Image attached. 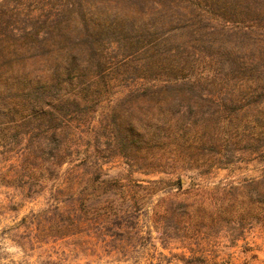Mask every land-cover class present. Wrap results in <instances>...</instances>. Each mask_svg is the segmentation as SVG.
<instances>
[{"label":"rangeland","instance_id":"374dc122","mask_svg":"<svg viewBox=\"0 0 264 264\" xmlns=\"http://www.w3.org/2000/svg\"><path fill=\"white\" fill-rule=\"evenodd\" d=\"M99 1L108 3L114 14L119 11L118 21L121 19L119 25L123 27L117 43L97 51L101 66L87 69L100 76L91 87L95 100L73 108L74 115L67 122L66 147L73 154L57 168L49 149L27 157L29 136L7 124L9 115L0 119V264H189L177 256H188L189 248L197 247L193 226L184 219L186 209L193 211L204 204L217 209L213 192L217 185L239 184L264 171V162L250 152L237 154L231 164L218 167V160L209 155L195 160L197 155L159 151V161L174 163L168 173L132 169L118 148L111 116L124 111L130 104L127 97L137 88L161 87L186 79L203 83L198 86V98L220 93L218 84L212 82L216 78L230 82V87L243 77L250 81L247 86L263 84L264 0L93 2ZM59 2L31 0L25 12L46 13L42 10L45 6L55 11ZM51 63L29 61L25 68L27 87L36 88L39 81L44 82ZM34 68L39 71L31 72ZM156 101L157 96L148 102L153 107L151 113L156 114L154 125H169L170 116L176 120L178 107ZM214 107L206 103L196 108L211 116ZM196 108L186 111L194 115ZM138 111L134 109L135 116ZM163 113L168 115L166 119ZM191 119L184 116V124ZM181 177L186 181L183 188L171 185ZM76 188L82 190L74 202L85 199L90 211L128 209L133 218H124L122 226L114 225L110 230L93 229L55 239V204L67 205ZM172 212L174 219L163 221ZM167 226L171 236L161 235L158 227L163 231ZM203 230L209 235L201 240L211 260L219 264H264V229H248L245 239L235 238L234 242L225 237L215 242L216 229L207 226ZM160 239L169 243L167 249L162 248Z\"/></svg>","mask_w":264,"mask_h":264},{"label":"trees","instance_id":"16d2710c","mask_svg":"<svg viewBox=\"0 0 264 264\" xmlns=\"http://www.w3.org/2000/svg\"><path fill=\"white\" fill-rule=\"evenodd\" d=\"M30 1L0 0V119L5 120L9 115L7 124H13V129L29 136L25 148L27 157L39 152L45 154L49 149L55 156L57 168L73 154L66 147L67 122L74 115L73 108L86 106L95 100L91 97V87L97 83L100 74L87 72V69L93 65L101 66L97 51L106 44L112 46L117 43V34L123 26L119 25L122 22L121 19L118 21L119 11L114 14L109 4L103 1L60 0L55 11H49L51 8L45 6L42 10L46 13L38 15L25 12ZM133 27L132 31L135 30ZM31 60L53 62L47 68L44 82L39 81L38 87L32 89L27 87L25 79V68ZM37 71L39 69L34 68L31 72ZM212 82L218 84L220 93L202 95L205 99L196 97L198 86L203 83L186 79L130 92L126 101L130 104L124 111L111 115L118 148L130 168L146 173H168L174 163L159 161L162 160L157 157L159 151L197 155L195 160L198 156L209 155L218 160V167L231 164L237 154L245 152L256 154L264 162V83L247 86L250 81L244 77L234 87L218 78ZM155 96L159 98L157 104L165 102L164 105L179 108L174 116H177L176 120L163 113L165 119L168 117L169 125H154L156 114L151 113L153 107L148 102ZM206 103L209 107L215 106L211 116L196 108ZM137 108L139 111L135 116L134 109ZM186 108H196L194 115ZM184 116L196 120L191 122V119L184 124ZM23 127L25 131H22ZM189 140L191 143H187ZM53 143L55 146L50 147ZM185 184L181 177L171 185L179 189ZM81 188L72 192L73 198L67 205L55 204V239L89 233L93 229L96 232L102 228L110 230L114 225L122 226L124 218H133L128 209L94 213L85 207V199L75 203ZM213 192L218 199L217 209L204 207L203 202L204 205L193 211L186 209L184 212L185 221L193 226L192 236L197 247L189 248L188 256L186 253H178L177 256L189 264H219L210 259L212 256L203 247L201 239L206 240L209 236L203 230L207 226L216 229L215 242L221 241L222 237L230 242L235 238L245 239V232L256 226L264 229V171L260 176L245 179L239 184H219ZM173 215L174 212L170 216L164 214L163 221H172ZM182 219L176 223L180 224ZM158 230L161 235L171 236L168 226L163 231L160 227ZM103 234L106 235L105 232ZM160 244L167 249L169 243L160 239ZM162 254L170 259V256Z\"/></svg>","mask_w":264,"mask_h":264}]
</instances>
